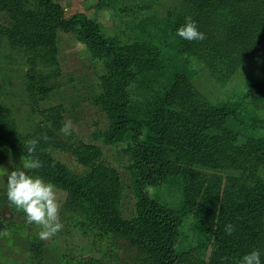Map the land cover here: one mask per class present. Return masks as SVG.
<instances>
[{
    "label": "rangeland",
    "instance_id": "obj_1",
    "mask_svg": "<svg viewBox=\"0 0 264 264\" xmlns=\"http://www.w3.org/2000/svg\"><path fill=\"white\" fill-rule=\"evenodd\" d=\"M55 1L65 18L84 14L105 38L130 54L138 51L131 62L135 79L126 88L132 104L151 100L148 81L154 83L158 76L162 81L163 74L175 72L187 75L189 96L173 110L188 117L196 115L200 107L247 102V94L264 83V39L237 59L223 58L212 50L205 53L199 42L193 47L179 43L176 30L195 13L192 0ZM259 1L231 5L247 11L251 3ZM212 18L236 26L234 15L217 13ZM3 21L0 14L1 25ZM55 48L54 65L44 59V49L0 38V107L8 112L11 132L48 137L51 144L46 153L62 166L64 174L81 181L89 176L100 178L104 192L117 196L120 223L128 225L137 200L134 161L127 140L108 141L107 117L97 104L106 63L93 57L74 32L58 31ZM242 108V119H227L206 134L205 142L218 151L216 159L181 155L165 182L146 188L150 198L176 216L175 245L178 252L186 253L185 264L209 261L211 249L202 244V215L207 210L217 213L232 200L241 175L253 173L258 165V142L264 144V108ZM67 120L73 131L65 136L59 129ZM23 159L0 147V167L6 171L14 170ZM257 169L264 175V169ZM57 198L63 228L41 240L40 228L27 223L0 184V264H146L142 263L144 252L129 239L100 231L91 208L78 202L67 207L58 190Z\"/></svg>",
    "mask_w": 264,
    "mask_h": 264
},
{
    "label": "trees",
    "instance_id": "obj_2",
    "mask_svg": "<svg viewBox=\"0 0 264 264\" xmlns=\"http://www.w3.org/2000/svg\"><path fill=\"white\" fill-rule=\"evenodd\" d=\"M192 1L195 13L188 17L196 22L206 39L190 42L179 37V43L184 47H193L195 42H199L205 53L212 50L223 54V58L237 59L263 41L264 0L251 3L247 11L231 5L239 6L241 0ZM246 1L242 0L243 4ZM217 13L234 15L236 26L225 23V19L217 22L212 18ZM0 14L4 18L0 24V38L44 49V59L49 63L55 65L58 31L74 32L76 39L93 57L105 61L103 91L97 98V104L107 117L108 141L129 142L137 198L133 219L128 225L120 223L117 196L114 197L113 192H104L100 178L89 176L81 181L64 174L62 166L46 153L51 144L48 140L40 139L37 144L35 156L43 166L31 174L53 183L64 194L67 207L78 202L91 208L97 216L96 224L100 231L129 239L130 244L144 252L142 263L185 264L186 253L178 252L175 245L176 216L150 198L146 188L165 182L181 155L189 154L211 161L216 159L218 151L205 142L206 134L227 119H242L244 105L264 108V83L247 94V102L200 107L196 115L188 117L173 110L177 102L186 101L189 96L187 75L175 72L163 74L162 81H158L159 76L155 77L154 83L148 81L151 100L146 104H132L127 98L126 88L135 79L131 62L138 57L136 49L134 54H130L114 40L105 38L99 26L84 14L65 18L63 9L55 0H0ZM10 120L8 112L0 107V147L24 158L27 155L25 141L40 138V135L11 132ZM258 144V165L256 163L253 173L247 171L241 175L234 186L232 200L227 201L217 213L207 210L202 215V244L211 249L206 264H240L243 255L252 250H259L261 264H264V175L257 169H264V144ZM94 172H98L97 169ZM227 224L235 228L232 235L225 233Z\"/></svg>",
    "mask_w": 264,
    "mask_h": 264
},
{
    "label": "clouds",
    "instance_id": "obj_3",
    "mask_svg": "<svg viewBox=\"0 0 264 264\" xmlns=\"http://www.w3.org/2000/svg\"><path fill=\"white\" fill-rule=\"evenodd\" d=\"M176 35L186 41H203L206 35L198 30V26L191 17L185 18V23L176 30ZM73 125L70 120L63 123L59 132L65 136L71 135ZM40 139L47 140V136L32 138L25 141L27 155L19 166H14L11 172L0 167V184L3 185L7 200L17 210L22 211L29 224H35L40 228L38 237L48 240L62 230L60 221L61 204L57 198V188L45 181L39 175H32L43 166L42 161L35 156L37 144ZM11 164V159H9ZM235 228L232 224L225 225V233L232 235ZM6 235V233H4ZM240 264H261L259 250H252L243 255Z\"/></svg>",
    "mask_w": 264,
    "mask_h": 264
}]
</instances>
